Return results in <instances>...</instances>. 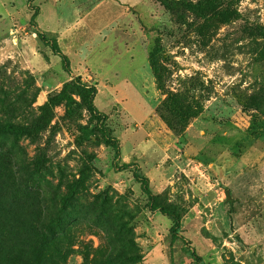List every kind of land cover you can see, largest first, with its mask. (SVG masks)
Here are the masks:
<instances>
[{
	"label": "rangeland",
	"instance_id": "1",
	"mask_svg": "<svg viewBox=\"0 0 264 264\" xmlns=\"http://www.w3.org/2000/svg\"><path fill=\"white\" fill-rule=\"evenodd\" d=\"M8 124L0 222L57 236L34 264H264V0H0Z\"/></svg>",
	"mask_w": 264,
	"mask_h": 264
},
{
	"label": "trees",
	"instance_id": "2",
	"mask_svg": "<svg viewBox=\"0 0 264 264\" xmlns=\"http://www.w3.org/2000/svg\"><path fill=\"white\" fill-rule=\"evenodd\" d=\"M38 16L37 12H34L31 16V22L35 23V19ZM36 37L43 42L46 46L55 53L56 56L62 62L63 68L68 70L69 63L67 57L59 49L56 40H51L46 35L38 30ZM150 66L154 68L153 60L150 58ZM90 92L83 90V96L90 98ZM72 104V99H69L68 105ZM91 110L97 120L104 121L106 118L104 114L99 113L95 107H93L91 101ZM174 112L178 114L179 118L183 122H187L191 118L198 116V112L193 111L191 113H182V111L174 104L171 105ZM19 129L12 124L0 127V132H17ZM108 142L112 143L116 147V139L113 137L108 138ZM128 165H125L123 169H127ZM134 178L141 183L144 193L150 196V190L148 187V180L144 176H140L137 173L134 174ZM160 213L166 214L165 209H159ZM21 224V223H20ZM16 228V229H15ZM26 234V237L21 236ZM57 241V236L52 224H45L44 222L37 221L35 223H24L14 227V230L8 228V224L0 222V264H34L36 256L39 251L46 250L53 242ZM199 260V258H198Z\"/></svg>",
	"mask_w": 264,
	"mask_h": 264
},
{
	"label": "crops",
	"instance_id": "3",
	"mask_svg": "<svg viewBox=\"0 0 264 264\" xmlns=\"http://www.w3.org/2000/svg\"><path fill=\"white\" fill-rule=\"evenodd\" d=\"M42 14H43V11H42V8H41L40 13H39L38 18H37L38 22H39L40 17H42ZM38 24H39V23H38ZM39 26H40V27H38V28H39L38 30L42 31V27H41L40 24H39ZM43 33L46 35L47 38L52 39V37H51V36H48V34H47L46 32L43 31ZM58 34H59V32H57V34H53V36H56V35H58ZM64 51H66V50H64ZM61 52H62V51H61ZM66 57H67V56H66ZM67 58H68V57H67ZM77 65H78V63L76 64V66H77Z\"/></svg>",
	"mask_w": 264,
	"mask_h": 264
}]
</instances>
